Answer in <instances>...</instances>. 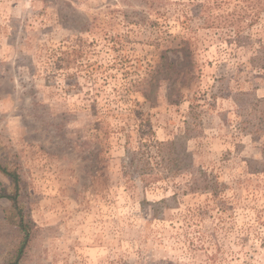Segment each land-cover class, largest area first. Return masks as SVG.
<instances>
[{"label":"rangeland","instance_id":"374dc122","mask_svg":"<svg viewBox=\"0 0 264 264\" xmlns=\"http://www.w3.org/2000/svg\"><path fill=\"white\" fill-rule=\"evenodd\" d=\"M0 165L19 264H264V0H0Z\"/></svg>","mask_w":264,"mask_h":264},{"label":"trees","instance_id":"16d2710c","mask_svg":"<svg viewBox=\"0 0 264 264\" xmlns=\"http://www.w3.org/2000/svg\"><path fill=\"white\" fill-rule=\"evenodd\" d=\"M186 56L187 63L191 65L192 61L190 59V52L188 50L186 52ZM0 171L9 178L12 187L11 193L0 192V198H6L11 203L10 208L6 212L8 214L5 216L4 220L6 219L9 221V223H11L17 229L19 234V240L16 244L15 252L5 261L4 264H19L20 260L25 254L28 244L33 237L35 224L34 221L29 217V214H27L24 208L21 207L19 202L21 187V179L19 174H17L15 171H9L7 168L1 165Z\"/></svg>","mask_w":264,"mask_h":264}]
</instances>
